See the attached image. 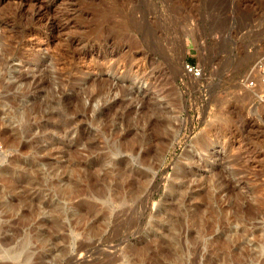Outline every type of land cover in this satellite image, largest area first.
Returning <instances> with one entry per match:
<instances>
[{"label": "rangeland", "instance_id": "1", "mask_svg": "<svg viewBox=\"0 0 264 264\" xmlns=\"http://www.w3.org/2000/svg\"><path fill=\"white\" fill-rule=\"evenodd\" d=\"M258 84L264 0H0V264H264Z\"/></svg>", "mask_w": 264, "mask_h": 264}, {"label": "bare ground", "instance_id": "2", "mask_svg": "<svg viewBox=\"0 0 264 264\" xmlns=\"http://www.w3.org/2000/svg\"><path fill=\"white\" fill-rule=\"evenodd\" d=\"M252 75H254V74H252ZM244 77H245V78H244L242 81H240L241 84H245V83H247V82L249 81V80H248V79L250 78L249 76H248L249 78H247L246 76H244ZM252 77H253V76H252ZM253 78H254V77H253ZM255 78H256V76H255ZM253 81H254V80H253ZM250 82H251V81H250ZM247 85H248V84H247ZM258 85L260 86V84H258ZM260 87H261V86H260ZM262 88H263V86L261 87V89H259V87H258L257 90H260L261 92H263L264 89L262 90ZM253 90H254V89H253ZM242 93H243V92H242ZM257 93H258V92H257ZM254 94H255V93H254ZM242 95H243V94H242ZM246 95H248V94L246 93ZM244 96H245V95H244ZM238 97H239V95H238ZM246 97H247V96H246ZM249 97H250V96H249ZM234 98H235V97H234ZM241 99H242V98H241ZM247 100H248V99H247ZM241 102H243V101H241ZM242 106H243V105H242ZM229 125H230V124H229ZM224 126H225V125H224ZM224 129H225V128H224ZM210 160H211V159H210ZM211 171H212V170H211ZM198 178H199V177H198ZM224 183H225V182H224ZM224 183H223V184H224ZM231 185H232V184H231ZM238 190H239V189H238ZM131 192H132V191H131ZM235 192H236V191H235ZM218 194H219V192H218ZM215 195H216V194H215ZM236 195H237V194H236ZM119 196H120V195H119ZM119 196H118V197H119ZM218 217H219V216H218ZM222 217H223V216H222ZM223 223H224V222H223Z\"/></svg>", "mask_w": 264, "mask_h": 264}, {"label": "built area", "instance_id": "3", "mask_svg": "<svg viewBox=\"0 0 264 264\" xmlns=\"http://www.w3.org/2000/svg\"><path fill=\"white\" fill-rule=\"evenodd\" d=\"M185 68L187 69L188 72H194V70H195L194 67H192L188 64L185 65Z\"/></svg>", "mask_w": 264, "mask_h": 264}]
</instances>
